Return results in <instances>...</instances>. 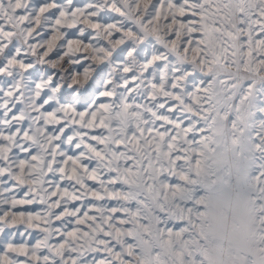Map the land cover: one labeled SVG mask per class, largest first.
<instances>
[{"label":"snow or ice","instance_id":"6c2138e0","mask_svg":"<svg viewBox=\"0 0 264 264\" xmlns=\"http://www.w3.org/2000/svg\"><path fill=\"white\" fill-rule=\"evenodd\" d=\"M0 264H264V0H0Z\"/></svg>","mask_w":264,"mask_h":264}]
</instances>
